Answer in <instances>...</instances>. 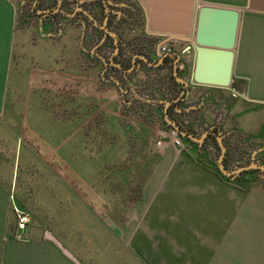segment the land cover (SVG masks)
<instances>
[{"label":"crops","instance_id":"1","mask_svg":"<svg viewBox=\"0 0 264 264\" xmlns=\"http://www.w3.org/2000/svg\"><path fill=\"white\" fill-rule=\"evenodd\" d=\"M134 1L156 49L173 50L180 120L222 133L236 161L264 162V0ZM202 7L239 14L232 90L212 86L224 49L201 54L208 82L192 81ZM17 23L15 1L0 0V264H264L263 180L224 175L204 140L173 145L153 71L132 57L119 91L102 77L88 25L44 36ZM227 23L209 19L204 42L223 46ZM46 42L70 57L60 49L43 66L31 51ZM153 55L137 60L155 68L164 56Z\"/></svg>","mask_w":264,"mask_h":264},{"label":"trees","instance_id":"2","mask_svg":"<svg viewBox=\"0 0 264 264\" xmlns=\"http://www.w3.org/2000/svg\"><path fill=\"white\" fill-rule=\"evenodd\" d=\"M134 4L136 5L135 2H134ZM132 13H133V15L131 18H133V20H134V21L132 20L133 25L137 24V26H139L140 21L139 22L136 21L134 19V16L136 15L135 17L138 19L140 16L141 19H143V14L141 12V9L133 7ZM122 14L124 15L123 18H125V19L129 18L128 12L125 14V13H121V11H120L117 15L119 17L120 16L122 17ZM102 38H103V35H102ZM146 38H147L149 45H147L148 43L147 44L144 43L143 46L141 44V47L137 46V45H133L132 43L123 41V45L121 46V50L117 54L115 60L117 62H119L124 69H129L130 68V60L134 54H140V55H144L146 57H150L152 55V53H154V49L156 47L158 40H156L154 38H148V37H146ZM100 51L102 52L101 48H100ZM100 51L98 52V55L96 54V57L98 58L99 61H101L102 66H103V69H102L103 79L105 81H108V82H111L112 84H114L119 91H124L125 88L127 89V83H128V81H130L131 73H134L135 71L133 70L130 74H128L124 70H119V69L114 68L112 66L109 67L108 63L103 61L104 60V54L101 53ZM171 62H172V60L169 57H166L162 61V64L159 65L158 67H155V68L147 67L139 60H137L136 64H140V66L142 67V69H144V71L146 73L149 71L154 72L155 84L158 85V88L161 90L162 94H164V97L162 98V104L170 103V105L167 108L168 117L172 121H174L179 126V128L181 130L186 131L190 134H196L190 127L185 125L184 122L182 120H180V118L178 117L179 115L176 113V111L178 109L180 110L181 103L183 102V97H181V99L178 100L177 102H174V100L178 97V95L182 89H181V84L176 81V78L174 77V75L172 73ZM162 122L164 123V125H166V126H168V128H170V126L167 125L164 120ZM213 131L215 134L214 135L209 134L205 138V140L202 142L201 147L205 146L206 144H211L213 146L214 154H213L212 160L214 161L213 164L216 165V160L218 158V155L220 154V148H219L217 140H216L217 131L216 130H213ZM220 135L222 137V141H223L225 149H226L225 156L223 159V163H224V166L226 167V169H230L232 167V163L237 162L235 160V158L239 154L240 151L235 150V149L230 150L227 142L225 141L224 135L222 133H220ZM183 140L186 143L194 144V142H192L191 140H189L187 138L183 137ZM242 157L243 156H241L240 158H242ZM248 162H249V160L241 162L238 164L237 167L242 166L243 164H248ZM258 162L264 163L260 159L258 160ZM248 174L262 175L263 172L260 170L251 169V170L240 172L239 174L236 175V177L241 178V177L246 176Z\"/></svg>","mask_w":264,"mask_h":264},{"label":"flooded vegetation","instance_id":"3","mask_svg":"<svg viewBox=\"0 0 264 264\" xmlns=\"http://www.w3.org/2000/svg\"><path fill=\"white\" fill-rule=\"evenodd\" d=\"M30 2H31L30 8H31L32 13L40 12L42 15L46 16L52 22L53 21L55 22V20L57 19V16H65L66 17V15L69 13L73 17H75L76 14H79L81 17L85 18L86 21L85 20L82 22L80 21V23L74 24L72 26H80L81 24L88 25L90 27L89 31H90V33H92L90 35L93 36V37L91 36V38L93 39V43H94V49L93 50H95V51H93V50L92 51L94 52V56H95L96 60H98V58L96 57V54L98 55V52L100 51V48H101L102 52L101 51L100 52L104 54V60L103 61L108 63L109 67L112 66L114 68L121 70L120 68L115 67L112 64V60H113L114 63H117L122 67V65L115 60L117 54L121 50V46L123 45V39H122L121 34L119 33L118 24L116 23V22H118V20L121 22L123 21V20H121V17L117 18V17H119L117 14L121 11L120 10L121 4L119 3L120 0H52V1L51 0H26V1L21 0L20 3L23 5V9H25L29 5ZM119 4H120V6H119ZM70 9H72L73 12ZM76 18H78V17H76ZM105 29H107L110 32H114L117 35V42H115L114 37L112 35H110ZM96 31H98L100 33L98 35L99 36L98 39L96 38V35H95ZM102 35H103V38H102ZM116 49H117V52H115ZM155 53H157L156 47L154 49V54ZM134 55L132 57L134 59L133 63H134V67H135L137 59H138L137 56L140 54H134ZM172 55H173V50L167 54H164V55L158 54V56H164V58H162L163 60L166 57H169ZM132 57H131V59H132ZM100 63H101V61H100ZM101 65H102V63H101ZM170 129H173V128L170 126ZM178 135H179V133H178ZM193 135L197 136V137H201L202 133H200V134L196 133ZM168 138H169V136H168ZM179 138L181 139L182 145H183V142H185L183 140V137L179 135ZM205 138H204V140H205ZM225 151H226V149H225ZM218 157H220V154L218 155ZM246 160H249L248 164H243L242 166H248V165L253 164V163L264 166V163L258 162L259 159L253 153H248L247 157H245V159H244V156L242 158H237L238 162L246 161ZM218 162H219V158H217V160H216L217 164H218ZM238 162L232 163V167L230 169H227V170L233 171V170L238 169L239 167H242V166L237 167L239 164ZM256 170H260V169H256ZM260 171L263 172L262 175H263V179H264V171L263 170H260ZM237 174H239V173H237ZM237 174H233V175H230L228 177L229 178H238V177H236ZM257 175L259 177L262 176L259 174H257Z\"/></svg>","mask_w":264,"mask_h":264},{"label":"water","instance_id":"4","mask_svg":"<svg viewBox=\"0 0 264 264\" xmlns=\"http://www.w3.org/2000/svg\"><path fill=\"white\" fill-rule=\"evenodd\" d=\"M221 16L227 18V31H226V40L224 42L223 46H219V45H208L206 44L204 41V28L207 25V22L209 19H213V18H220ZM238 19H239V14L236 11L233 10H224V9H220V8H214V7H202L200 9V13H199V17H198V24H197V28H196V32H195V37H194V45H193V49L195 51L196 57H195V67H194V71L192 72V81L194 84L196 85H200L203 83H206L208 81L203 80L200 78L199 76V70H200V55L204 54V53H210V54H217L216 52V48L218 49H224L227 50V52H225V55L228 58V64L225 68V74L224 77L221 81L219 82H213L214 85L212 86H217L219 88L222 89H229L232 90L230 87L231 84V68H232V52L231 50L234 48L235 46V41H236V35H237V28H238ZM110 35H112L115 39V42H117V35L114 32H110L107 29H105ZM203 34V35H202ZM200 47H212L210 49H206V48H200ZM115 52H117V49L115 50ZM158 56L157 53H155L153 55L154 58H156ZM143 60L147 61L148 63H150L148 61V59L146 57L140 56ZM112 60V59H111ZM112 64L115 67L120 68L121 70H124L126 72H128L129 70L124 69L123 67H121L119 64L114 63L112 60ZM177 66L175 64L174 67V74L177 77V79L183 84L182 79H180L177 75ZM212 82L210 84H213ZM170 105V103H168L166 105V109H165V119L166 122L174 129L176 130L180 136L184 137V138H188L192 141H196V142H202L204 140V138L206 137L207 133H204L201 137H197L194 136L193 134H190L186 131H183L179 128V126L173 122L169 117H168V113H167V108ZM217 141L220 147V157H219V162H218V169L220 170V172H222L224 175L226 176H230L233 174H237L246 170H250V169H260L264 171V166L263 165H259L256 163L250 164L248 166H242L239 167L236 170L233 171H228L223 163V159L225 156V147L224 144L222 142L221 136L217 135ZM264 182V179H263Z\"/></svg>","mask_w":264,"mask_h":264},{"label":"rangeland","instance_id":"5","mask_svg":"<svg viewBox=\"0 0 264 264\" xmlns=\"http://www.w3.org/2000/svg\"><path fill=\"white\" fill-rule=\"evenodd\" d=\"M16 3V8H17V24L19 27H23V28H27L28 30H31L34 32L36 30H41V33L44 34V36H48L50 35H54L58 32L59 29H67L70 28V26L72 27V25L74 24H78L80 23V21H86L85 18L81 17L79 14H76L75 17L71 16L70 13L65 16H57V19L55 20V22L49 20L46 16L42 15L40 12H35L32 13L31 12V2L29 3V5L23 9V5L20 3L21 0H14ZM26 1V0H25ZM52 1V0H51ZM134 0H120V4H121V13H129V18H123V14L121 17V20H123L122 22L118 20V22H116L118 24V29H119V33L122 36L123 41L125 42H129L132 43L133 45H137L141 47V44L143 46L144 43H148L147 41V36L145 35L144 32V18L141 19V17L139 16V19L136 18L134 16V19L136 21H140L139 22V26L133 25V7L139 8L138 6H136L134 4ZM119 4V6H120ZM71 8V7H70ZM72 12L73 10L70 9ZM127 11V12H126ZM79 15V16H78ZM78 17V18H76ZM117 17V18H120ZM127 17V16H126ZM131 18V19H130ZM134 21V20H133ZM92 34V33H90ZM89 34V35H90ZM100 33L98 31H96V38L98 39V35ZM92 36V35H91ZM146 36V37H145ZM93 37V36H92ZM149 45V43L147 44ZM60 49L58 46H56L55 48L53 46H51V44H49L48 42H46L45 44L41 43L40 46L37 45V47H35L32 51L31 54L34 55V57L38 58L40 60V62L42 63L43 66H52L55 67V63H54V56L55 55H59L60 53ZM63 54L66 55L65 56H69L70 57V53H69V48H65L62 49ZM29 53V52H28ZM58 60V59H57ZM59 63V62H58ZM259 142H256L253 146H257L259 145ZM258 153H256L257 155ZM219 158V157H218ZM261 180H263V175L260 176Z\"/></svg>","mask_w":264,"mask_h":264},{"label":"built area","instance_id":"6","mask_svg":"<svg viewBox=\"0 0 264 264\" xmlns=\"http://www.w3.org/2000/svg\"><path fill=\"white\" fill-rule=\"evenodd\" d=\"M156 51L159 55H164V54L171 52L172 48L169 44L163 43V44L158 45ZM168 136H169L171 142L173 143V145H175L177 147H180L182 145V141L179 138L178 132L176 130L169 129ZM161 144H162L161 141H157V143H156V145H161ZM19 221L21 224H23V223L28 221V217L23 215L20 217Z\"/></svg>","mask_w":264,"mask_h":264}]
</instances>
